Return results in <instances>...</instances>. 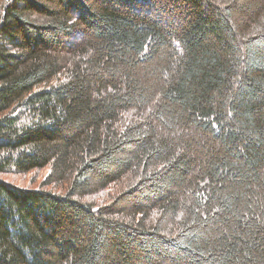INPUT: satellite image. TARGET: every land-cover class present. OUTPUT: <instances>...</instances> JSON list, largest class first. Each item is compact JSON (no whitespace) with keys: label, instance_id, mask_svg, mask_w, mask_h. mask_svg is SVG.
I'll return each instance as SVG.
<instances>
[{"label":"trees","instance_id":"1","mask_svg":"<svg viewBox=\"0 0 264 264\" xmlns=\"http://www.w3.org/2000/svg\"><path fill=\"white\" fill-rule=\"evenodd\" d=\"M0 264H264V0H0Z\"/></svg>","mask_w":264,"mask_h":264},{"label":"rangeland","instance_id":"2","mask_svg":"<svg viewBox=\"0 0 264 264\" xmlns=\"http://www.w3.org/2000/svg\"><path fill=\"white\" fill-rule=\"evenodd\" d=\"M162 15V14H160ZM167 18L173 17L172 12L163 13ZM40 19V18H38ZM48 170L33 171L26 174L3 173L1 176L10 182L26 188H38L41 185L42 179L46 176Z\"/></svg>","mask_w":264,"mask_h":264}]
</instances>
